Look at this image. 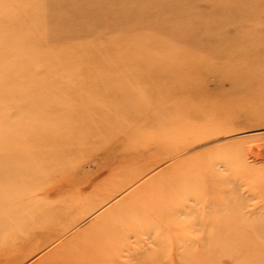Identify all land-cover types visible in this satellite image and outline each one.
<instances>
[{"label": "rangeland", "instance_id": "obj_1", "mask_svg": "<svg viewBox=\"0 0 264 264\" xmlns=\"http://www.w3.org/2000/svg\"><path fill=\"white\" fill-rule=\"evenodd\" d=\"M1 232L0 264H264V0H0Z\"/></svg>", "mask_w": 264, "mask_h": 264}, {"label": "bare ground", "instance_id": "obj_2", "mask_svg": "<svg viewBox=\"0 0 264 264\" xmlns=\"http://www.w3.org/2000/svg\"><path fill=\"white\" fill-rule=\"evenodd\" d=\"M36 216V215H35ZM34 216V218L32 219V221H31V225H30V227L28 228V230L29 229H31V228H33V226H35V224H36V221H40L41 223L40 224H42V225H44V226H47V228L49 229L50 228V226H51V228L53 227L52 225H55V223H57L58 222V220H60V215L59 214H57V213H55V214H43V215H41V217H39V218H37V217H35ZM37 226V225H36ZM38 227H39V225H38ZM96 227V226H95ZM30 231V230H29ZM98 231V230H97ZM107 231V230H106ZM105 231V232H106ZM14 232V231H13ZM111 232V231H110ZM14 234V233H13ZM62 234V231H61V233L59 232V231H57V232H55L52 236H51V240L53 239V238H57L58 236H60ZM106 234V233H105ZM12 235V234H11ZM10 236V232H1L0 233V240H6L8 237ZM14 237H15V235H14ZM26 243V242H25ZM28 243V242H27ZM44 243H42L40 246H42ZM46 244V243H45ZM77 244V243H76ZM31 245V244H30ZM29 249H30V246H29ZM28 249V250H29ZM39 249V248H38ZM104 249V248H103ZM28 252V251H27ZM30 253H25V255L22 257L23 259L21 260V261H23L25 258H27L28 256H30L29 255ZM56 254H58V253H56ZM54 256V255H53ZM49 257V256H48ZM47 257V258H48ZM57 256H55L54 258H56ZM3 258V257H2ZM53 258V257H52ZM53 258V259H54ZM58 258V257H57ZM56 258V259H57ZM15 259V258H14ZM13 259V260H14ZM50 259V258H49ZM50 260H52V259H50ZM6 261V260H5ZM10 261V260H9ZM19 260H17L16 262L15 261H13V263L10 261L9 263H12V264H19ZM50 262V261H49ZM22 263V262H21ZM44 263H47V262H44ZM55 263V262H54ZM57 263V262H56ZM55 263V264H56ZM53 264V263H52Z\"/></svg>", "mask_w": 264, "mask_h": 264}]
</instances>
